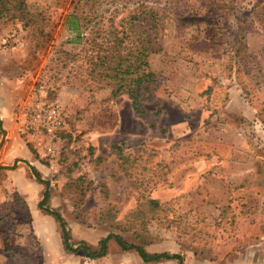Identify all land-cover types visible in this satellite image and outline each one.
<instances>
[{"label":"rangeland","instance_id":"rangeland-1","mask_svg":"<svg viewBox=\"0 0 264 264\" xmlns=\"http://www.w3.org/2000/svg\"><path fill=\"white\" fill-rule=\"evenodd\" d=\"M25 2L31 25L0 22V166L17 160L0 170V264H45L43 229L47 264H144L113 239L102 260L64 252L30 166L74 243L115 234L183 264H264V0ZM135 8L160 15L145 118L89 79V29ZM74 11L91 19L80 46Z\"/></svg>","mask_w":264,"mask_h":264},{"label":"trees","instance_id":"trees-1","mask_svg":"<svg viewBox=\"0 0 264 264\" xmlns=\"http://www.w3.org/2000/svg\"><path fill=\"white\" fill-rule=\"evenodd\" d=\"M26 0H0V22H22L24 26L32 24L31 14ZM160 15L155 10H141L135 8L118 18L112 14L109 18H100L91 26L89 39L91 49L97 45V52L88 56L92 65L89 79L97 88L111 87L113 95L125 94L131 102L134 113L140 118H145L146 110L144 102L153 99L158 88L156 74L151 71L148 57L153 52L152 44L156 37ZM91 23L88 15L78 14L75 11L65 17V25L72 37L67 43L80 46L85 39L87 25ZM96 39H101L97 42ZM104 51V54H99ZM66 56H74L71 52H65ZM77 76V75H74ZM85 80L76 77L72 86L85 88ZM118 149V146H113ZM17 160L11 166H0V170H13ZM36 181L45 186L42 200L38 208L51 217L59 226L60 241L64 252H80L88 259H99L107 255L108 243L111 239L122 251H134L144 263H159L175 260L177 264H183V259L178 254L148 253L141 246L126 243L115 234H109L98 243V248H93L86 241L73 242L71 230L62 215L47 206L49 200V182L43 180L38 171L30 166ZM156 205V203H155Z\"/></svg>","mask_w":264,"mask_h":264},{"label":"crops","instance_id":"crops-1","mask_svg":"<svg viewBox=\"0 0 264 264\" xmlns=\"http://www.w3.org/2000/svg\"><path fill=\"white\" fill-rule=\"evenodd\" d=\"M47 217V216H46ZM47 219V218H46ZM37 235H39V237H41L42 238V242L44 243V245H45V252H44V262H45V264H47V229H43V230H40L39 232H37ZM109 253L107 252V255H108ZM106 255V256H107ZM106 256L105 257H103V258H99V259H92V261H98V260H102V259H105L106 258Z\"/></svg>","mask_w":264,"mask_h":264},{"label":"built area","instance_id":"built-area-1","mask_svg":"<svg viewBox=\"0 0 264 264\" xmlns=\"http://www.w3.org/2000/svg\"><path fill=\"white\" fill-rule=\"evenodd\" d=\"M53 117H54V120H55V116L54 115H52ZM59 123V122H58Z\"/></svg>","mask_w":264,"mask_h":264}]
</instances>
